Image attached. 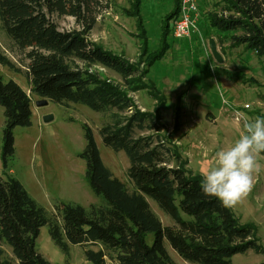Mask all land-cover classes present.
Returning <instances> with one entry per match:
<instances>
[{
    "label": "trees",
    "instance_id": "1",
    "mask_svg": "<svg viewBox=\"0 0 264 264\" xmlns=\"http://www.w3.org/2000/svg\"><path fill=\"white\" fill-rule=\"evenodd\" d=\"M103 1L0 0V21L14 47L25 54L31 94L62 106L83 105L101 114L116 111L99 134L107 148L126 154L133 190L103 163L92 129L83 125L87 143L80 158L86 166L85 180L103 204L91 205L88 210L62 203L56 207L57 215L51 217L21 182L0 178V264H14L6 257V246L17 264H50L37 249L43 227H49L50 238L61 252L68 256L71 247L79 246L91 264H107V258L118 264H177L166 243L191 264H233L235 255L249 250L263 255L264 246L254 228L241 225L231 207L204 195L203 177L187 170L189 163L163 134L165 98L147 76L170 51L167 45L173 26L169 23L178 18L181 0H175V9L162 27V47L154 54L146 50L148 39L138 16L142 0H134V12L127 14L138 21L143 52L137 63L90 41L97 25V8ZM198 1L202 30L214 32L220 48L226 41L231 49L244 47L264 60V0ZM53 17L73 18L78 28L61 31ZM144 60L147 67L141 70ZM1 64L18 70L2 55ZM101 66L123 80L127 93L147 91L156 102L154 112L143 113L132 97L103 79L96 71ZM248 81L258 85L253 79ZM31 103L17 82L0 76L4 169L15 155L14 131L33 125ZM149 201L174 225H164Z\"/></svg>",
    "mask_w": 264,
    "mask_h": 264
},
{
    "label": "rangeland",
    "instance_id": "2",
    "mask_svg": "<svg viewBox=\"0 0 264 264\" xmlns=\"http://www.w3.org/2000/svg\"><path fill=\"white\" fill-rule=\"evenodd\" d=\"M208 1L211 3L212 0ZM133 2L134 0L103 1L97 8V25L89 38L98 46L124 56L131 63H137L141 62L143 50L138 36L137 18L127 14L134 12ZM174 5L175 0H142L138 16L148 39L146 50L149 54L157 53L161 49L162 27L174 11ZM51 19L61 31L68 32L78 28L73 18ZM169 26H173L172 21ZM217 33L221 37L224 35ZM201 34L202 37L196 36V43H199L198 48L204 51L207 60L205 63L199 52L190 45L195 40L186 44L188 56H185V51L178 48L181 43L170 36L167 45L170 50L168 56L150 68L147 79L152 78L165 98L166 107L161 116L166 126V132L163 134L189 163L187 170L203 177L202 172L214 164L215 153L238 138L243 120L264 117V60L257 58L255 53L244 47L231 49L226 41L222 46L225 49L222 53L217 37L215 41L223 59L221 64L214 60L207 41L213 34L204 30H201ZM1 55L9 59L18 70L13 71L1 64L0 76L5 81L17 82L31 97V109L34 114L31 128L17 127L14 131L15 155L8 160L7 169H4L2 135L5 118L3 108L0 107V178L4 180L12 177L21 182L29 196L51 217L57 215L56 207L62 203L77 204L88 210L91 205L100 206L103 204L102 199L89 188L85 180V162L80 158L87 143L83 125H89L103 163L116 179H120L132 191L133 186L127 175L130 164L126 154L107 148L99 134L116 111L101 114L83 105L62 106L31 94L25 54L14 47L0 21ZM146 67L147 61L144 60L141 70ZM96 71L103 79L127 93L123 80L117 74L102 66L96 68ZM249 79H253L258 85L252 84ZM138 93L127 94L135 100L141 111L143 109L148 112L152 109L154 100L147 91ZM45 101L47 104L43 105ZM153 112L154 110L148 113ZM209 113L219 116L216 124L211 116H207ZM177 115L179 120L176 119ZM45 116H52L53 120L44 123ZM259 160L264 165V153L260 155ZM149 203L164 225H174L154 202ZM231 209L241 225L254 228L259 244L264 246V167L255 175L252 191ZM38 238L37 249L50 264H91L79 246L71 247L68 256L61 252L50 238L49 227H43ZM152 240L153 238L149 237V242ZM166 247L176 262L191 264L177 255L168 243ZM93 249L97 250L98 247ZM4 252L8 259L17 264L10 247H4ZM106 260L107 264H118L109 258ZM232 262L264 264V254L257 255L249 250L246 254L235 255Z\"/></svg>",
    "mask_w": 264,
    "mask_h": 264
},
{
    "label": "clouds",
    "instance_id": "3",
    "mask_svg": "<svg viewBox=\"0 0 264 264\" xmlns=\"http://www.w3.org/2000/svg\"><path fill=\"white\" fill-rule=\"evenodd\" d=\"M238 138L215 153L214 164L202 172L201 190L217 198L225 207H233L252 191L255 175L264 165V117L245 119Z\"/></svg>",
    "mask_w": 264,
    "mask_h": 264
},
{
    "label": "built area",
    "instance_id": "4",
    "mask_svg": "<svg viewBox=\"0 0 264 264\" xmlns=\"http://www.w3.org/2000/svg\"><path fill=\"white\" fill-rule=\"evenodd\" d=\"M180 6V14L173 24L172 35L177 41L191 40L194 33L199 36L197 30L198 18L201 11L199 1L181 0Z\"/></svg>",
    "mask_w": 264,
    "mask_h": 264
},
{
    "label": "crops",
    "instance_id": "5",
    "mask_svg": "<svg viewBox=\"0 0 264 264\" xmlns=\"http://www.w3.org/2000/svg\"><path fill=\"white\" fill-rule=\"evenodd\" d=\"M202 13H201V11H200V16H199V18H198V25H197V30H198V35H199V37L201 36L202 37V34H201V30H202V24H203V22H204V20H203V17H202V15H201ZM205 31V30H204ZM213 34H214V32H213ZM196 36H197V34H193V39H192V41L191 40H189V39H186V41H179L181 44L178 46V48H180V50H183V51H185V53H183L185 56H188V53H187V49H185V46H186V44H190L191 42H193L194 40H195V42L194 43H192V44H190L195 50H197L198 52H199V56H200V58H202L203 59V62L205 63L207 60L205 59V56H204V51H203V49H201V48H198V44L196 43V40H197V38H196ZM214 36H215V34H214ZM214 36H210L211 38H208V40L207 41H211L212 39L214 40L215 39V37ZM214 37V38H213ZM188 40V41H187ZM201 43V42H200ZM217 44V43H216ZM198 45V46H197ZM211 51V50H210ZM212 54V53H211ZM193 55H196V54H193ZM168 56V54L165 56V58ZM164 58V59H165ZM150 76V75H149ZM152 82H153V80H152V78L150 79ZM150 80H148V81H150ZM150 81V82H151ZM154 83V82H153ZM155 84V83H154ZM156 86H157V84H156ZM158 87V86H157ZM159 89V88H158ZM138 94H140V93H138ZM156 103L153 101L152 102V109L151 110H149L148 112H150V111H153L154 110V105H155ZM142 111H143V109H142ZM143 112H145V111H143ZM34 114V113H33ZM207 116H211L212 118H213V121H214V123L216 124L217 123V121H219V116H216L214 113H209V115H207ZM166 127V126H165ZM192 128H193V125L191 126ZM167 226V225H166ZM171 255V254H170ZM172 257V256H171ZM173 259V258H172ZM174 260V259H173ZM174 262L175 263H177V264H185V263H180V261H178V262H176L175 260H174Z\"/></svg>",
    "mask_w": 264,
    "mask_h": 264
},
{
    "label": "water",
    "instance_id": "6",
    "mask_svg": "<svg viewBox=\"0 0 264 264\" xmlns=\"http://www.w3.org/2000/svg\"><path fill=\"white\" fill-rule=\"evenodd\" d=\"M209 48H210V50H211V53H212V56H213V58H214V60H216L217 62H219V63H221V64H223V59H222V56H221V54H220V52H219V50H218V48H217V44H216V41H215V39L213 40H211L210 42H209ZM43 105H45V104H47V101H45L44 103H42ZM53 120V117L52 116H45V118H44V123H49V122H51Z\"/></svg>",
    "mask_w": 264,
    "mask_h": 264
}]
</instances>
